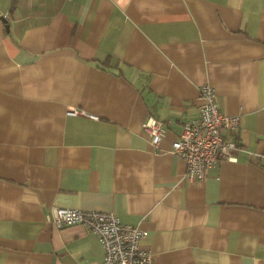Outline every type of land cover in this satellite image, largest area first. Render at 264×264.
<instances>
[{
  "label": "crops",
  "instance_id": "1",
  "mask_svg": "<svg viewBox=\"0 0 264 264\" xmlns=\"http://www.w3.org/2000/svg\"><path fill=\"white\" fill-rule=\"evenodd\" d=\"M203 83L240 148L188 180ZM54 206L146 229L153 264H264V0H0V264L103 258Z\"/></svg>",
  "mask_w": 264,
  "mask_h": 264
},
{
  "label": "built area",
  "instance_id": "2",
  "mask_svg": "<svg viewBox=\"0 0 264 264\" xmlns=\"http://www.w3.org/2000/svg\"><path fill=\"white\" fill-rule=\"evenodd\" d=\"M198 90L199 113L183 122L170 148L171 154L184 160L188 180L202 179L206 168L220 159H235L234 152L240 148L234 139L240 115H227L218 108L216 92L210 84L203 83ZM142 127L154 145L165 133L163 121L151 115ZM51 214L50 221L56 228L79 223L97 236L103 258L96 264H153L151 252L140 246L148 231L121 222L111 210L54 206Z\"/></svg>",
  "mask_w": 264,
  "mask_h": 264
},
{
  "label": "water",
  "instance_id": "3",
  "mask_svg": "<svg viewBox=\"0 0 264 264\" xmlns=\"http://www.w3.org/2000/svg\"><path fill=\"white\" fill-rule=\"evenodd\" d=\"M3 19V21L6 23V19H4V18H2Z\"/></svg>",
  "mask_w": 264,
  "mask_h": 264
}]
</instances>
